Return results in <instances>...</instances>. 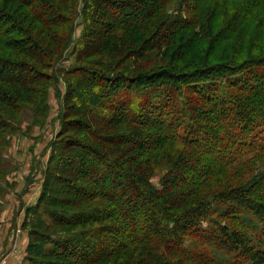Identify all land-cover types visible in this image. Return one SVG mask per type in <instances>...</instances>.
<instances>
[{"label": "trees", "instance_id": "obj_1", "mask_svg": "<svg viewBox=\"0 0 264 264\" xmlns=\"http://www.w3.org/2000/svg\"><path fill=\"white\" fill-rule=\"evenodd\" d=\"M62 77L32 264H264V0H0V139Z\"/></svg>", "mask_w": 264, "mask_h": 264}, {"label": "rangeland", "instance_id": "obj_2", "mask_svg": "<svg viewBox=\"0 0 264 264\" xmlns=\"http://www.w3.org/2000/svg\"><path fill=\"white\" fill-rule=\"evenodd\" d=\"M175 7V4L168 3L166 11L174 10L178 12ZM56 29L62 32L63 28L56 27ZM81 29L82 27L79 26L75 35L76 39L79 37ZM73 50L74 46L69 49L65 60L60 63V66L67 67L73 63ZM125 53L126 50L123 48L114 52L105 51L96 56L95 60H100L105 67L119 68L120 66L117 64L122 60ZM128 59L127 64H131L132 70L138 63L140 65L144 63L136 61L134 57H128ZM47 85L46 82H41L34 93H29L32 102H26L19 109H15L14 112L8 108L5 110L18 121L16 124L18 128L14 131L2 130L6 133L4 135L5 139L4 137L0 139V177L2 178L0 181V264H32V260L28 256L29 250L30 248L33 249L34 245L42 242L37 233L43 232L45 228L40 226L39 223H33L34 208L31 207L37 204L41 196L46 177L45 171L48 168V162L51 160L49 158L53 151L51 142L54 141L61 130L60 100L65 101L64 96L68 90V82L67 78L62 77L58 83L59 91L55 87L50 88L49 106L48 109L43 110L38 106L36 107V102L43 95ZM79 118L82 119L79 115L72 117L73 120ZM92 119L90 116L86 118L88 121ZM121 130H123L122 126H117L107 128L104 133L111 134ZM66 135H74V130ZM80 135L88 141H97V136L85 133L83 130L80 131ZM52 164V167H56L58 164L64 166L67 161L55 158ZM55 167L49 174L51 179L48 190H50L52 197L58 199L63 197L62 194H60V191L54 192L53 190H61L63 184L60 181L55 182L53 180L55 173L61 174L60 169ZM166 171V165L156 170L153 177L155 184L160 185L159 178ZM88 205L86 204V207L89 208ZM56 207L61 210H78L77 208ZM29 208H31L30 211H28ZM251 224L257 226L254 220ZM57 230V228H54L50 232Z\"/></svg>", "mask_w": 264, "mask_h": 264}]
</instances>
